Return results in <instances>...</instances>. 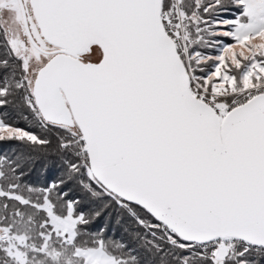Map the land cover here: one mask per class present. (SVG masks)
Here are the masks:
<instances>
[{
    "label": "snow or ice",
    "instance_id": "snow-or-ice-1",
    "mask_svg": "<svg viewBox=\"0 0 264 264\" xmlns=\"http://www.w3.org/2000/svg\"><path fill=\"white\" fill-rule=\"evenodd\" d=\"M0 264H264V0H0Z\"/></svg>",
    "mask_w": 264,
    "mask_h": 264
}]
</instances>
